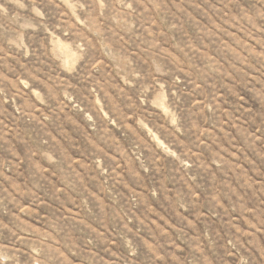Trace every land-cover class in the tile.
<instances>
[{"label":"rangeland","instance_id":"obj_1","mask_svg":"<svg viewBox=\"0 0 264 264\" xmlns=\"http://www.w3.org/2000/svg\"><path fill=\"white\" fill-rule=\"evenodd\" d=\"M0 264H264V0H0Z\"/></svg>","mask_w":264,"mask_h":264}]
</instances>
